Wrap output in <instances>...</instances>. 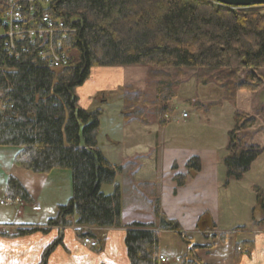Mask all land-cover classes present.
Here are the masks:
<instances>
[{
  "label": "trees",
  "instance_id": "trees-1",
  "mask_svg": "<svg viewBox=\"0 0 264 264\" xmlns=\"http://www.w3.org/2000/svg\"><path fill=\"white\" fill-rule=\"evenodd\" d=\"M4 8L0 5V12ZM45 9L40 7L39 13L47 10L69 30L63 40L69 53L67 63L62 69H50L39 56L40 46L27 42L17 45L19 57L8 55L0 40V90L4 93L0 147L18 148L14 163L35 173L69 170L72 196L44 224H21L14 236L63 229L72 224L69 218L75 220L76 233L83 238L96 239L86 227L123 226L130 264H159L158 228L177 232L185 243V255L192 260L181 259L180 264H197L196 250L202 246L193 243L178 220L160 212L158 199L154 200L158 225L120 222L119 188L112 194L101 190L103 184L114 182L117 169L97 139L101 107L108 100L96 95L92 108L84 109L76 90L93 67L147 66L148 84L155 80V94H146L144 102L151 104L161 125L167 124L165 117L173 112L170 103L179 84L190 78L188 70H200L196 78L217 84L229 100H235L239 89L257 91L264 83V12H242L211 0H51ZM140 96L130 89L124 96V115L132 114L126 121L144 114L138 104ZM255 123V117L236 112L224 158L226 183L241 179L262 153L258 146L248 145L244 135ZM187 165L192 173L199 172L197 157ZM5 194L32 201L14 176L8 177ZM253 221L264 225L263 195L258 196ZM60 245L62 230L45 247L38 264H48ZM100 245L98 241L97 250ZM236 247L238 264L242 253L252 256L255 244L245 240Z\"/></svg>",
  "mask_w": 264,
  "mask_h": 264
},
{
  "label": "crops",
  "instance_id": "crops-1",
  "mask_svg": "<svg viewBox=\"0 0 264 264\" xmlns=\"http://www.w3.org/2000/svg\"><path fill=\"white\" fill-rule=\"evenodd\" d=\"M130 69L93 67L76 90L80 107L92 108L95 94L102 90L109 92L122 75L133 77L134 74V80L138 81L135 71ZM141 81V85H135L146 90L149 86L146 77ZM187 81L193 82L191 92L184 94L180 83L179 92L170 103L173 110L170 114L179 116L182 110H187L190 113L187 120L161 125L151 104L145 103L141 118L134 115L126 121L121 94L102 105L98 146L117 169L114 182L103 184L101 190L112 194L119 188L122 224L158 225L160 218L154 210V200L158 199L160 212L178 220L193 243L202 246L196 250L197 264H236L235 257L240 253L237 243L245 240L253 241L255 247L251 257L242 253L238 264H264V229L257 228L252 219L255 188L259 185L264 190V153L251 163L241 179H229L228 183L224 164L236 112L259 111L264 93L259 97L257 91L239 89L235 100H229L224 97V90L213 82L204 83L195 76ZM249 93L250 99L244 100L243 105L242 100ZM207 97L210 100L205 101ZM257 122L247 132L248 143L264 147V138L258 136L264 126L259 125V117ZM17 152L15 147H0V200L7 198V179L14 176L32 201L21 207L0 205V264H38L43 250L60 230L63 245L53 251L48 264H130L125 241L127 229L123 226L86 227L84 230L100 241L99 250L84 245L72 218H69L72 224L63 229L53 227L47 233L14 236L21 224H44L56 214L57 206L72 196L69 170L56 169L49 174L26 170L14 163ZM193 157L200 161L196 174L187 165ZM196 194L203 200L198 211L189 205L190 200L195 201ZM246 197L250 198L247 203ZM158 235L159 254L170 258L167 264H180L176 258L192 260L186 257V245L177 232L159 230Z\"/></svg>",
  "mask_w": 264,
  "mask_h": 264
},
{
  "label": "built area",
  "instance_id": "built-area-1",
  "mask_svg": "<svg viewBox=\"0 0 264 264\" xmlns=\"http://www.w3.org/2000/svg\"><path fill=\"white\" fill-rule=\"evenodd\" d=\"M51 0H0V5L5 7L0 12V40L5 43L8 55L19 57L20 52L17 45L20 43L40 46L39 56L43 62L52 70L62 69L66 63L69 53L63 44L67 38L69 30L63 21L54 19L46 10ZM39 6V7H38ZM46 8L43 13H39V8ZM38 18L36 19V14ZM27 48H23L27 52ZM4 93L0 90V98ZM188 116L187 111H183L179 116H173V120H181ZM168 117V116H167ZM17 202L22 205L21 198H6L2 204H12ZM156 231H159L157 228ZM85 246L96 249L98 241L96 239L83 238ZM160 264H167L170 258L164 254L158 255ZM181 258H176L180 261Z\"/></svg>",
  "mask_w": 264,
  "mask_h": 264
},
{
  "label": "rangeland",
  "instance_id": "rangeland-1",
  "mask_svg": "<svg viewBox=\"0 0 264 264\" xmlns=\"http://www.w3.org/2000/svg\"><path fill=\"white\" fill-rule=\"evenodd\" d=\"M238 10H240V11H242V12H251V11H256V12H264V5H257V6H251V7H244V8H237ZM97 67V66H96ZM103 67V66H102ZM106 67H109V68H125V70H129L130 68V70H132V71H135V77H137L138 78V81H135L134 80V74H133V77H124L123 75L121 76V77H119L118 78V80H119V83H118V85H116V86H114V88L113 89H111L109 92H107V91H104V90H102V91H99L98 93H96L95 94V96L96 95H102L104 98H106L108 101H110L111 99H112V96L113 97H115L116 95H122L123 96V99H124V96L126 95V93H127V91H128V89H130V90H134V91H139L140 93H141V96H140V100H139V103L138 104H140L141 105V108L142 109H145L146 108V105H145V102H144V100H146L145 99V97H146V94H148V96H150V97H152L154 94H155V90H154V87H153V84H154V82H155V80H151L150 81V83H149V86H147V89L145 90V89H139V87H137L136 85H141L142 83V79L144 80V78L146 77V80H147V83H148V79H147V66H143V65H136V66H106ZM136 67V68H135ZM137 72V73H136ZM199 72H201L200 70H196V69H191V70H188V74L190 75V77H193V76H195L196 77V75H197V77H199L198 75L200 74ZM207 73V72H206ZM205 73V74H206ZM129 74H131V73H129ZM187 80H183L182 82H181V86H182V84H183V90H185V93L184 94H187V93H189V92H191V89H192V86H193V82H189L188 83V81L186 82ZM134 83V84H133ZM136 84V85H135ZM179 86H180V84H179ZM179 86H178V89H176V92L178 93L179 92ZM187 87V88H186ZM178 90V91H177ZM182 89H180V91H181ZM148 91H150V93L148 92ZM251 92H255V91H251ZM264 93V83H263V85H262V87H261V89H259V90H257V95H259V97L261 96V95H263V93ZM179 96V95H178ZM249 97H245V98H243V100H242V103H243V105L246 103L244 100H248V98L250 99V96H251V94L249 93V95H248ZM210 97H207V99H205V101L207 100H210L209 99ZM180 100V99H179ZM149 106H151V105H149ZM180 107H186L185 105H183V104H180ZM126 110V105L124 104L123 105V115H124V112H126L125 111ZM245 110V109H244ZM183 111H187V110H182L181 111V113L183 112ZM240 112H243V113H246V114H248V115H251V116H253V117H255V119H256V123H255V125L253 126V127H255L257 124H258V122H257V117H259V125H261V126H264V102H263V104L261 105V107H260V110L259 111H257L256 113H254V114H252L251 112L249 113L248 111H240ZM181 113H180V115H181ZM187 113H188V116L186 117V118H183L182 120H187L188 118H190V113L187 111ZM132 114H129V115H126V116H128V117H130ZM168 116V117H167ZM140 118H141V116H140ZM166 120H167V122H170V121H172L173 120V117H172V115L171 114H168V115H166ZM253 127H251V128H249V129H252ZM249 129H247L246 131H245V139H246V143L248 144V145H250L249 143H248V139H249V134L247 133L248 132V130ZM261 135V136H260ZM250 136H251V134H250ZM252 136L254 137L255 136V133H252ZM258 136H260V137H263L264 138V129L263 130H259L258 131ZM255 145V144H254ZM256 146H258V145H256ZM260 149H262V153H264V147H262V146H258ZM262 153H260V155L262 154ZM259 155V156H260ZM258 156V157H259ZM257 157V158H258ZM250 169V168H249ZM256 188H258L259 190H256V195H257V197H256V203H255V205L253 206V209L257 206V204H258V196L259 195H263L264 196V190L261 188V186H257ZM257 191H258V193H257ZM196 199H195V201H193V200H190L189 201V205L191 206V207H193V209H195L196 211H198L199 209H200V204L203 202V200H200L199 198L201 197L200 195H198V194H196ZM6 199V198H5ZM8 199V198H7ZM12 199V198H11ZM4 200V198L3 199H1L0 200V202H2ZM23 200V199H22ZM245 201H246V203L248 202V201H250V198L249 197H246V199H245ZM28 204V202L27 201H25V200H23V202H22V205H24V204ZM0 205H2V206H16V207H21L22 205L21 204H19V203H17V202H14V203H12V204H2V203H0ZM190 209V208H189ZM253 209H252V219H253ZM193 222H195V218L193 217ZM198 220H199V218H198ZM198 220H196V224H197V221ZM254 222V221H253ZM74 225V224H73ZM257 226V228H263L264 229V225H256ZM75 227H76V225H75ZM75 230H76V228H75ZM257 232H259V231H257ZM188 234V233H187ZM254 234L256 235V232H254ZM191 237V236H190ZM192 238V237H191ZM97 240V239H96ZM97 241H99V240H97ZM204 264H208V263H204ZM209 264H211V263H209Z\"/></svg>",
  "mask_w": 264,
  "mask_h": 264
},
{
  "label": "water",
  "instance_id": "water-1",
  "mask_svg": "<svg viewBox=\"0 0 264 264\" xmlns=\"http://www.w3.org/2000/svg\"><path fill=\"white\" fill-rule=\"evenodd\" d=\"M226 6H231L233 8H244L257 5H264V0H211ZM203 223V221L201 222Z\"/></svg>",
  "mask_w": 264,
  "mask_h": 264
}]
</instances>
